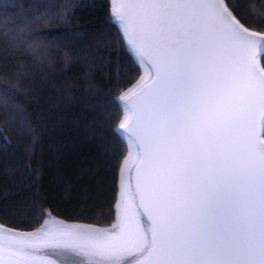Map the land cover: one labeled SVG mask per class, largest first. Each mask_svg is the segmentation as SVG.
Listing matches in <instances>:
<instances>
[{
    "label": "snow or ice",
    "instance_id": "1",
    "mask_svg": "<svg viewBox=\"0 0 264 264\" xmlns=\"http://www.w3.org/2000/svg\"><path fill=\"white\" fill-rule=\"evenodd\" d=\"M110 16L144 65L118 97L113 131L132 150L116 222L4 218L0 264H264V14L233 0H111Z\"/></svg>",
    "mask_w": 264,
    "mask_h": 264
},
{
    "label": "trees",
    "instance_id": "2",
    "mask_svg": "<svg viewBox=\"0 0 264 264\" xmlns=\"http://www.w3.org/2000/svg\"><path fill=\"white\" fill-rule=\"evenodd\" d=\"M110 2L0 0V221L48 209L67 223L115 222L129 150L113 131L124 116L118 97L143 68ZM233 2L264 14V0Z\"/></svg>",
    "mask_w": 264,
    "mask_h": 264
},
{
    "label": "rangeland",
    "instance_id": "3",
    "mask_svg": "<svg viewBox=\"0 0 264 264\" xmlns=\"http://www.w3.org/2000/svg\"><path fill=\"white\" fill-rule=\"evenodd\" d=\"M118 25H119V23L118 22H116ZM119 27H120V25H119ZM121 29V28H120ZM126 40V39H125ZM128 47H130L129 45H128ZM132 53L134 54V51H132ZM134 56L136 57V55L134 54ZM136 59H138L137 57H136ZM141 66H142V68H143V74H142V76L144 75V65L143 64H141ZM262 66V65H261ZM120 101V103H121V105H122V107L124 106V103H123V101L122 100H119ZM123 111H124V115L126 114V109L123 107ZM123 118H124V116H123ZM123 120V119H122ZM121 131V130H120ZM122 132V131H121ZM123 136L127 139V141H128V146H129V150H128V152L129 151H131L132 150V145H131V141L128 139V136H126L124 133H123ZM115 222H116V219H115ZM114 222V223H115ZM113 223V224H114ZM143 223H144V226H145V222H144V218H143ZM77 224H80V223H77ZM83 225H87V226H90V227H96V228H111V226L110 227H99V226H94V225H88V224H83ZM53 258H56V257H53ZM68 259H71V260H76V261H81V260H86L87 258H85V257H79V256H69V257H67ZM126 264H132V258H126Z\"/></svg>",
    "mask_w": 264,
    "mask_h": 264
},
{
    "label": "water",
    "instance_id": "4",
    "mask_svg": "<svg viewBox=\"0 0 264 264\" xmlns=\"http://www.w3.org/2000/svg\"><path fill=\"white\" fill-rule=\"evenodd\" d=\"M123 103L125 104V102L123 101ZM126 136H129V134L126 132V131H124V130H121ZM134 171H135V169H134V167H133V174H134ZM144 218V222H145V228H147L148 227V221H147V217L145 216V217H143Z\"/></svg>",
    "mask_w": 264,
    "mask_h": 264
}]
</instances>
